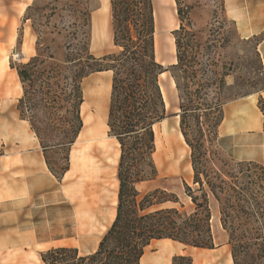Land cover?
Segmentation results:
<instances>
[{
	"label": "rangeland",
	"instance_id": "rangeland-1",
	"mask_svg": "<svg viewBox=\"0 0 264 264\" xmlns=\"http://www.w3.org/2000/svg\"><path fill=\"white\" fill-rule=\"evenodd\" d=\"M176 1L188 33L185 40L190 41L200 65L211 71H199L197 81L223 77L226 84L221 92L222 122L217 129L221 158L264 168V114L259 106L260 101L264 103V0H153L155 58L164 71L159 83L164 88L167 107L164 103V118L153 127L152 159L157 177L136 189L140 194L163 191L177 202L159 208L190 212L193 206L185 185L194 188L192 169L189 149L179 130L178 94L171 77V66L176 63L173 32L180 25ZM106 6L108 40L105 33L94 32L93 21ZM110 15V0H0V157L21 134L11 129L13 115L17 120L29 121L19 103L23 89L17 70L39 58L46 67L55 71L60 68L69 77L78 71L83 73L82 129L70 147L45 149L43 155L48 170L54 174L56 193L47 192L44 204L38 208L45 231L53 229L55 219L61 220L56 246L76 248L81 255L97 250L114 221L117 205L120 151L108 137L106 125L113 73L104 71L106 62L100 60L120 51L113 45ZM209 62L211 66L206 67ZM200 65L195 69L199 70ZM43 114L36 111L38 120L47 121L38 129L45 139L55 140L57 124L53 121H57ZM26 129L36 137L30 126ZM97 148H104L107 154L93 152ZM101 166L108 176L95 180L99 189L94 193L92 184L87 183L96 176L95 167ZM209 209L212 250L185 247L170 240L155 241L145 249L142 264H171L177 256L190 257L194 264H230L228 237L219 225L218 205L212 199ZM0 225V264H42L40 255L44 252L13 244L8 224Z\"/></svg>",
	"mask_w": 264,
	"mask_h": 264
},
{
	"label": "trees",
	"instance_id": "trees-1",
	"mask_svg": "<svg viewBox=\"0 0 264 264\" xmlns=\"http://www.w3.org/2000/svg\"><path fill=\"white\" fill-rule=\"evenodd\" d=\"M175 4L180 25L173 32L176 63L171 66V77L178 94L179 130L189 149L194 188L185 185V193L193 209H161L165 203L177 202L175 197L160 190L140 194L136 189L157 177L153 127L165 115L159 86L164 71L155 58L153 0H110L113 45L120 51L100 60L106 62L104 71L113 73L106 125L108 137L116 140L120 151L115 218L94 253L50 249L41 253L42 264H140L145 249L161 240L212 250L209 199L218 205L232 264H264V168L221 158L217 129L226 84L223 77L197 81L199 71H211L200 65L190 41L185 40L188 33ZM82 74L78 71L69 77L60 68L46 67L39 58L17 70L23 89L19 103L29 115V126L43 153L52 146L70 147L82 129ZM259 106L264 114L262 101ZM37 110L57 121H53L55 140L45 139L38 129L47 121L37 119ZM171 264L194 263L190 257L177 256Z\"/></svg>",
	"mask_w": 264,
	"mask_h": 264
},
{
	"label": "crops",
	"instance_id": "crops-1",
	"mask_svg": "<svg viewBox=\"0 0 264 264\" xmlns=\"http://www.w3.org/2000/svg\"><path fill=\"white\" fill-rule=\"evenodd\" d=\"M93 21L94 32L98 33L104 28L108 40V7H104L99 15L94 16ZM13 116L11 129L19 130L21 134L19 140L13 141L11 146L6 148V155L0 157V224L2 222L8 224V228L14 235L13 244L15 245H29L37 248L39 252L61 248L56 246V240L60 238L61 220L59 217L55 219L53 229L45 231L44 221L39 220L38 211L40 205L45 202L47 192L56 193L55 179L46 166L37 138L26 129L29 124L25 120H17L15 115ZM93 152L101 155L107 154L104 148H97ZM93 172L96 176H92L87 185L92 184L95 193L99 189L94 183L95 180L101 177L106 178L108 173L104 172L103 166L95 167ZM114 218L115 211L112 220ZM163 241L170 242L169 240ZM142 260L143 258L140 264H142ZM229 262L232 264L231 257Z\"/></svg>",
	"mask_w": 264,
	"mask_h": 264
},
{
	"label": "bare ground",
	"instance_id": "bare-ground-1",
	"mask_svg": "<svg viewBox=\"0 0 264 264\" xmlns=\"http://www.w3.org/2000/svg\"><path fill=\"white\" fill-rule=\"evenodd\" d=\"M102 1L104 2V1H106V0H102ZM171 26H172V25H171ZM104 33H105V36H106V32L104 31V28H103V30L101 31V34L104 35ZM105 38H106V37H105ZM162 76H163V74L161 75V77H162ZM159 85H160V88H161V94H162V97H163V100H164V103H165V107H167V101H166V96H165V93H164V88H163L161 82L159 83ZM173 85H174V83H173ZM81 108H82V106H81ZM85 122H87V120H86ZM181 138H182V136H181ZM113 140H114V142L116 143V145L119 146L118 143L116 142V140H115V139H113Z\"/></svg>",
	"mask_w": 264,
	"mask_h": 264
}]
</instances>
